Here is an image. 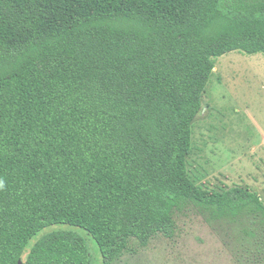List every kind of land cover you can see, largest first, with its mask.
I'll list each match as a JSON object with an SVG mask.
<instances>
[{
    "label": "trees",
    "instance_id": "obj_1",
    "mask_svg": "<svg viewBox=\"0 0 264 264\" xmlns=\"http://www.w3.org/2000/svg\"><path fill=\"white\" fill-rule=\"evenodd\" d=\"M231 51L264 56V0H0V264H91L59 224L114 264L189 209L239 264H264L259 195L187 173Z\"/></svg>",
    "mask_w": 264,
    "mask_h": 264
},
{
    "label": "rangeland",
    "instance_id": "obj_2",
    "mask_svg": "<svg viewBox=\"0 0 264 264\" xmlns=\"http://www.w3.org/2000/svg\"><path fill=\"white\" fill-rule=\"evenodd\" d=\"M189 178L199 186L225 188L246 186L264 203V56L239 51L215 60L202 94V110L192 125ZM171 238H152L146 247L125 254L114 264H239L229 239L217 233L196 210L175 216ZM84 238L91 264H102L93 238L77 227ZM52 226L46 231L62 227ZM45 231V232H46ZM29 241L26 250L42 234ZM21 263L23 260L21 258Z\"/></svg>",
    "mask_w": 264,
    "mask_h": 264
},
{
    "label": "water",
    "instance_id": "obj_3",
    "mask_svg": "<svg viewBox=\"0 0 264 264\" xmlns=\"http://www.w3.org/2000/svg\"><path fill=\"white\" fill-rule=\"evenodd\" d=\"M20 264H23V263L20 262Z\"/></svg>",
    "mask_w": 264,
    "mask_h": 264
}]
</instances>
